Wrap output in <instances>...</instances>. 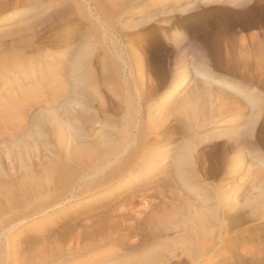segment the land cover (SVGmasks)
Segmentation results:
<instances>
[{
    "label": "rangeland",
    "instance_id": "374dc122",
    "mask_svg": "<svg viewBox=\"0 0 264 264\" xmlns=\"http://www.w3.org/2000/svg\"><path fill=\"white\" fill-rule=\"evenodd\" d=\"M238 2L0 0V264H100L116 255V264H147L206 212L214 232L264 233V103L257 109L239 94L226 115L203 125L193 118L191 127L163 99L201 60L264 96V0ZM252 117L253 136L240 140L246 160L251 147L262 158L232 173L237 144L215 135L246 130ZM153 124L166 127L167 159L157 160L169 177L145 170ZM185 153L204 202L201 189L182 181L185 165H173ZM218 184L236 188L238 201L221 199ZM138 194L167 201L160 220L140 229L129 218L131 233L109 230L110 206ZM180 259L164 264H189Z\"/></svg>",
    "mask_w": 264,
    "mask_h": 264
},
{
    "label": "bare ground",
    "instance_id": "6f19581e",
    "mask_svg": "<svg viewBox=\"0 0 264 264\" xmlns=\"http://www.w3.org/2000/svg\"><path fill=\"white\" fill-rule=\"evenodd\" d=\"M228 1H232L234 4L237 5L239 3L238 1H241V0H228ZM248 1L250 0H242L243 3L244 2L247 3ZM227 56L230 57V55H227ZM190 68L192 67L190 66ZM230 68L233 69V66ZM232 72L234 71L232 70ZM223 76L217 74L209 66L207 61L205 60L196 61L195 65H193L192 70L190 69L189 71L186 69L178 78H176L173 81L171 89L169 88L170 90L165 93V95L163 96V99L165 98V102L167 106L172 104L173 109H174L172 111H176L178 115H180L183 119L187 120L188 125L191 127H193V124L195 123L193 118L197 120L196 122L197 125H200V124L203 125V123L205 124V122H207L209 119L211 121H214L215 119L221 118V116L226 115L229 112L228 111L229 105L238 101L237 97L239 94L242 97L244 96L248 101L253 102V104L257 103V106H256L257 109L260 103L262 104L264 103V96L260 97L257 94H255L253 91L247 90L245 86L241 85V83L238 80H235L234 77H231V75L228 77H223ZM248 78L250 82H255L254 75H251ZM257 83H258V87L264 88V81H261V82L257 81ZM177 97H178V100H177ZM260 98H262L263 101ZM216 101L220 103L219 106L212 105ZM252 114H255L254 111L252 112ZM256 116L258 117V113L256 114ZM255 118L256 117H252V119L247 121L246 130L239 129L237 127L238 125H236L234 127L222 128L215 135L216 137L229 136V138L233 139L235 144H237L235 150H237L238 152L235 156L232 157L230 161L231 163L230 167L232 168V171H231L232 173L237 174L239 172L238 174H240L245 169H248L250 171L254 167L253 162L250 160L252 159L261 160L262 158V154L258 152L255 148L251 147L249 149L250 151L249 156H251L250 158L252 159L246 160L245 159L246 157L243 151L245 145L243 144V141L240 140L242 138L241 136L243 135L245 136L248 135L249 137L253 136L254 125L256 122ZM164 128H162L158 124H153L148 130L147 134L145 135L146 139L144 140V144H145V147H147L149 150L148 151L149 155L145 161L146 163L145 170L148 171L149 174L151 173L152 175H157L159 173L161 174V172H164L163 176L169 177V175H171L170 174L171 171L167 169V166H165V163L161 164L160 160H157V158L161 157L162 161H165L164 159L165 158L167 159V155H168L167 153L169 151L168 148H166V150H164V148L162 149L160 145V135H163V132L165 131ZM217 129H220V128H217ZM215 136H209L208 138L211 139L212 137H215ZM85 146L86 145L84 144H78L76 147H74V149L77 150L78 152H84L86 150ZM185 155L186 156H183V157L178 156V155L175 157H172L173 158L172 160H174L173 161L174 163L171 162V160L169 161V163L170 162L173 163L175 168L177 167V169H179V172H182V169H183V166L181 165H185L183 169L185 176H182L183 177L182 181H184L185 184H188L190 187H192L194 185L192 184L193 183L192 180L194 179L192 177H194V174H195L192 172V169L194 171L195 170L194 168L196 167H194L195 166L194 164L192 166L190 162L191 160L190 158L192 157L191 154L187 155L185 153ZM125 161L126 160H124V162ZM186 166H188L189 168L188 167L186 168ZM186 170L189 171L190 173H193V176L191 177L188 174H186L187 172ZM132 175L133 174H131L130 177H132ZM195 180H196V177H195ZM216 186L217 188L215 189L217 190L223 189V191L221 192L222 193L221 199L226 198L232 201L233 200L238 201L235 193H233L236 190V188H233V190L231 189L229 191H226L227 189H224V187L221 184H218ZM201 187L203 188V186ZM201 187L197 186L195 188L193 186V189H195V191L198 192L200 189L202 190ZM216 194L217 193H215V195ZM200 195L203 196V198L201 196L203 201L201 199L200 200L204 202L207 198L206 193L204 192V193H201ZM156 199H157L156 195L154 194L152 195L150 194V196H147L146 194H138V196H135V197H131V198L126 197L125 199H121L122 201L119 204H118L119 201H115L114 204L110 206V209H108L106 218H104L108 220L109 227L111 226V228L108 227L109 230H111L112 232L115 231L116 233H123L125 231H130L131 233V228L133 227L132 223L134 225L135 223L132 222L130 223V225H128L127 223H128L129 218L137 219L140 229L144 227L147 228V227L154 226L156 224V221L160 220L158 219L159 216L157 215L162 210V208H164L163 206L167 205V201L163 199L161 202L154 205V201ZM138 201H140V203H138ZM187 204H190V203H187ZM207 213L208 212H206L205 215L203 213H202L203 215L199 213L200 214V216H198L199 218L198 217H197L198 219L196 218L198 221L195 219L197 221V225H196L197 227L195 226L196 223L193 224V226H191L190 228L187 227L185 233H179V237L181 239H179V241L176 243L177 245L175 244V246L173 245L172 247L169 246L166 248L162 247V250L161 249L159 251L157 250V252L152 257L149 256L150 258H148V260L146 259L147 264H164L166 262H172V261L177 262L181 260L180 257L183 256L184 258L185 255L187 257L186 259L187 263L189 264H264V233H217L216 231L214 232L213 231L214 229L210 230L211 228L209 227L210 226L209 225L210 223H208L209 221L203 218L204 216H206ZM192 217L195 218L194 216ZM104 219L100 218V222H102ZM217 220H219L220 222L219 224H221L222 223L221 221L223 219L217 218ZM191 221H193V219ZM169 222H171V220ZM173 222L175 221L173 220ZM100 225L102 224L100 223ZM105 226H106V223H105ZM173 229H174V226H173ZM220 231H223V230H220ZM130 244H132L131 250H133V248L136 247V244L134 243H130ZM116 256H119V257L118 258L113 257L114 259H110L108 257V260H103L102 262L100 261L101 262L100 264H116L115 262H117L118 260L119 261L121 260V263H122L123 256L122 257L121 255H116ZM140 262L141 260L138 262H135V264H138V263L141 264Z\"/></svg>",
    "mask_w": 264,
    "mask_h": 264
}]
</instances>
